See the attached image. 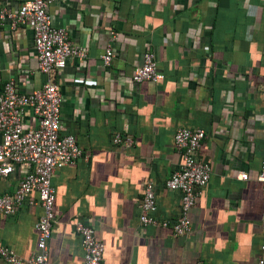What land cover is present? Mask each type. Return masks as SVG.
<instances>
[{"label": "crops", "instance_id": "obj_1", "mask_svg": "<svg viewBox=\"0 0 264 264\" xmlns=\"http://www.w3.org/2000/svg\"><path fill=\"white\" fill-rule=\"evenodd\" d=\"M26 0H0L17 10ZM55 27L83 49L58 72L59 134H72L81 156L51 177L54 222L47 239L51 264H84L77 221L92 226L104 264H247L260 254L263 193L256 180L264 153V0H57ZM109 32L115 38L109 42ZM112 48L109 66L99 56ZM151 52L156 82L131 80ZM33 32L0 26V89L14 80L21 92L40 88ZM29 113V112H28ZM29 117V114H27ZM29 121V118H27ZM202 128L196 158L210 175L190 208L191 229L141 225L138 204L153 183L154 216H178L180 192L164 180L181 161L175 127ZM115 132L132 145L112 142ZM27 165L17 164L0 190L12 192ZM246 172V180L236 176ZM32 203H29V202ZM38 194L13 215L0 216V241L25 259L35 250ZM0 264H8L0 258ZM20 264H25L24 262Z\"/></svg>", "mask_w": 264, "mask_h": 264}, {"label": "built area", "instance_id": "obj_2", "mask_svg": "<svg viewBox=\"0 0 264 264\" xmlns=\"http://www.w3.org/2000/svg\"><path fill=\"white\" fill-rule=\"evenodd\" d=\"M56 1L26 0L17 10L0 8V26L7 22L11 29L27 26L32 30L37 68L45 75L41 87L33 88L29 92L19 91L11 79L0 89V179L11 174L17 164L27 165L12 192L0 190V216L15 214L31 191L37 192L40 205V217L35 222V250L27 258H21L10 246L0 241V258L8 264H51L48 261L46 245L55 218V190L51 185V177L59 167L73 163L82 154L81 147L72 134H59L61 94L56 76L65 67L68 58L80 62L84 59L85 52L70 43L66 29L52 24L47 8ZM115 35L114 32H109V42L114 40ZM99 58L102 66H109L112 58L110 44H106ZM163 77L164 74L156 70L153 54L144 52L142 62L133 70L131 80L156 82ZM262 97L264 104V86ZM204 138L205 132L202 128L175 127L172 141L181 161L178 168L164 180V187L180 192L179 214L171 223L154 216L156 204L153 183L146 180L138 204L141 225L170 227L173 236H186L189 233V210L200 196L210 175V165L196 158V151ZM111 140L126 147L133 143L131 137L122 132H115ZM236 177L246 180L247 174L238 172ZM256 180L262 187L264 208V153L260 159ZM73 230L80 237L83 263L104 264L103 245L94 237L92 226L77 221ZM259 251L258 257L247 264H264V228Z\"/></svg>", "mask_w": 264, "mask_h": 264}]
</instances>
